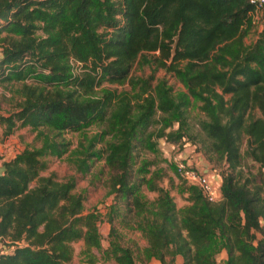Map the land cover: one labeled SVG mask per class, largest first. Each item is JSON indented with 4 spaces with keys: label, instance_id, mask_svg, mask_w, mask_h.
I'll list each match as a JSON object with an SVG mask.
<instances>
[{
    "label": "trees",
    "instance_id": "trees-1",
    "mask_svg": "<svg viewBox=\"0 0 264 264\" xmlns=\"http://www.w3.org/2000/svg\"><path fill=\"white\" fill-rule=\"evenodd\" d=\"M255 9L251 0H0V84L21 99L0 114L2 136L30 127L41 141L0 175V264H71L77 241L97 264L90 251L102 248V214L85 213L75 177L42 176L47 157L66 154L84 175L99 161L109 172L106 260L219 264L226 251L224 264H264V25L245 41ZM135 64H155L185 90L132 75ZM192 100L204 115L197 136L226 170L219 201L182 182L179 207L144 154L162 138L197 139L188 134ZM67 132L80 134L76 147ZM245 154L258 172L245 171ZM120 229L146 246L125 244Z\"/></svg>",
    "mask_w": 264,
    "mask_h": 264
},
{
    "label": "rangeland",
    "instance_id": "rangeland-1",
    "mask_svg": "<svg viewBox=\"0 0 264 264\" xmlns=\"http://www.w3.org/2000/svg\"><path fill=\"white\" fill-rule=\"evenodd\" d=\"M254 21L256 30L246 37L245 41L247 44H251L254 40H256L258 30L264 25V6L254 18ZM1 54L2 51L0 49V57ZM80 67V64L74 63L75 71L78 72ZM132 75L145 78L154 76L155 79L166 78L168 79L169 83L173 85L175 91L178 92L179 90H185L181 82H179L171 74L167 73L164 69L156 68L155 64H145L142 66L140 64H135L132 70ZM105 86L110 88L118 87L119 89H122L123 87H129L128 84L119 86L108 83H105ZM20 100L21 99L18 96H13L10 86L0 84V114H9L10 111L16 108ZM189 113L191 130L188 134H192L193 136L196 135L195 137L197 139L187 137L185 141L174 143L162 138L158 141L157 153L147 152L144 154L145 157L156 162V165L152 167L153 170L159 169L163 171L164 179L162 180L161 184L170 188L171 193L175 197L179 207L187 204L186 197L179 191L180 185L182 182H185L186 184L189 183L178 177L174 163L175 158L186 160L192 156V159L195 162L194 164H197V167L201 171H208V173L205 172L208 174V176L212 174L220 176V174L226 170V166L220 160H218L217 155L208 152L204 147V143L197 136V134L201 132L199 126L197 125V121L201 118H204V115L199 110V102L192 100ZM2 131L3 129L0 127V168H3L5 162L14 158L24 148L41 145V141L37 140L36 138V132L32 131L30 127H19L11 136L6 139L3 138ZM97 132V126H92L88 129L89 135H94ZM65 135L73 142L71 148L76 147L80 139V134L67 132ZM202 137L205 136L203 135ZM244 148L245 144H243V149ZM67 155L68 154L62 158L52 156L47 157L46 159L48 162V168L42 172V176L54 174L56 179L60 181L70 177L76 178V191L82 192L86 196L85 213L97 211L102 214L101 220L99 222L100 232L102 234V248H92L90 252L95 255L97 264H115L113 260H106L104 256V250L109 247L110 243L109 233L111 227L107 220L106 214L108 212V206L113 202L114 199V196L110 193L111 188L108 184L109 172L106 168H104V161H99L95 164L93 170L89 174L84 175L78 172L76 168L67 161ZM244 158L245 171L248 170V166L251 168V171L255 173L259 171V165L257 163H255L251 158L247 157L246 154ZM36 183L37 182H33L32 186H35ZM147 194L151 199L156 195L152 192H147ZM120 233L123 237V242L127 245H131L134 249H142L147 244V241L137 231L120 229ZM7 245L10 247L9 242ZM9 247L8 250H11ZM73 247L74 257L71 264H89V252L87 251L84 242L77 241L73 243ZM137 254L139 259L143 258L138 252ZM218 259L220 261L219 264H224L221 255L218 257ZM168 260L169 257L167 258V261ZM137 264H141V261H138ZM150 264L161 263L152 261Z\"/></svg>",
    "mask_w": 264,
    "mask_h": 264
},
{
    "label": "built area",
    "instance_id": "built-area-1",
    "mask_svg": "<svg viewBox=\"0 0 264 264\" xmlns=\"http://www.w3.org/2000/svg\"><path fill=\"white\" fill-rule=\"evenodd\" d=\"M256 4V9L253 13V18L258 15V12L264 6V0H251ZM74 63V61H72ZM176 166V173L180 179L186 181L189 184H194L199 186L204 195L212 202L221 199V195L217 193V190L210 180V177L205 172L196 168L189 159H174Z\"/></svg>",
    "mask_w": 264,
    "mask_h": 264
},
{
    "label": "crops",
    "instance_id": "crops-1",
    "mask_svg": "<svg viewBox=\"0 0 264 264\" xmlns=\"http://www.w3.org/2000/svg\"><path fill=\"white\" fill-rule=\"evenodd\" d=\"M189 160L191 161V163L196 166V168H198L197 164H194V160L192 159V156L191 158H189ZM197 163V162H196ZM199 169V168H198ZM206 173H208V171H204ZM212 183L214 184L216 190H217V193H219L220 195H222V191H221V178L220 176L218 175H215V174H212V175H209ZM4 248V244L2 243L1 239H0V250H2ZM221 257L225 260L227 258V253L226 251H223L221 253ZM183 261L182 257L181 256H178L177 257V260H176V264H181ZM153 262H159L158 260H154Z\"/></svg>",
    "mask_w": 264,
    "mask_h": 264
},
{
    "label": "water",
    "instance_id": "water-1",
    "mask_svg": "<svg viewBox=\"0 0 264 264\" xmlns=\"http://www.w3.org/2000/svg\"><path fill=\"white\" fill-rule=\"evenodd\" d=\"M4 169H5L4 167L0 168V175L3 173Z\"/></svg>",
    "mask_w": 264,
    "mask_h": 264
}]
</instances>
